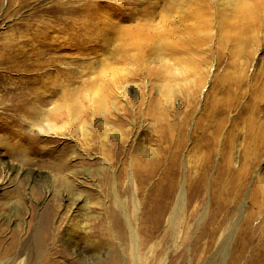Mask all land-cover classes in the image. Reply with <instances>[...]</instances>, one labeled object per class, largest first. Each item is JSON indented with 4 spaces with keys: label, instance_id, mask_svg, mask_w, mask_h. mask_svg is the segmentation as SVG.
<instances>
[{
    "label": "rangeland",
    "instance_id": "rangeland-1",
    "mask_svg": "<svg viewBox=\"0 0 264 264\" xmlns=\"http://www.w3.org/2000/svg\"><path fill=\"white\" fill-rule=\"evenodd\" d=\"M10 1L0 0V54L1 51L17 54L28 48L32 52L33 38L39 29L40 32L50 31L55 42L41 57L54 61L38 71L28 72L25 68L21 72L0 70V77L22 79L23 87L30 85L42 90L38 96L45 93L44 99L52 102L51 109L54 103H62L59 83L64 80L63 99L69 98V105L73 106L77 118L57 121L61 127L58 130L45 127L43 131L32 127L33 123L26 114L13 109L14 112L8 111L4 105L12 103V85L7 83V86L0 87V162L19 166L25 158L24 170H32L25 177V173L14 172L0 184V264H124L131 255L132 241L123 216L117 218L118 214L110 203L115 188H119L134 226L139 207L142 210L146 207V222L143 223L145 251L151 259L146 260V264H264V117L263 114H259L261 118L257 115L260 118H257V125L255 123L257 128L254 133L252 129L249 133L248 115H242L244 106L263 88L264 17L259 29L257 23L256 29L246 34L252 40L236 58L232 59L229 51L217 55L216 38L203 48V58L210 55L205 51L211 48L215 55L209 60L213 76L201 92L200 87H195L196 77L193 82L186 83L179 72L176 73L180 78L178 84L156 80L146 87V74H139L140 69L132 64L115 63L113 52L116 45H109L101 38L92 43L87 37L86 24L81 30L83 36H79L75 28L58 32L56 28L63 26V20L55 16L58 13L45 8L67 0H16L14 4ZM245 1L255 9L254 12L262 11L263 15L264 0ZM220 4L217 13L214 7L212 17L216 34L217 14L232 9L229 0H220ZM117 5L120 4L116 0L103 3L104 7L116 8ZM45 24L50 27H44ZM103 63L108 69L116 66L125 73L127 71L129 83L138 88L136 92L130 89L128 97L126 95L117 104L116 99L110 97L109 105L114 103L115 107L108 106L109 113L103 115L105 117L98 113V109L101 96L112 91L113 72L106 68L100 70ZM29 78L37 79L36 83ZM166 84L175 87L169 101L164 92ZM192 94L197 110L187 119L186 129L182 131L181 124L187 110L192 112ZM128 99L131 104H127ZM212 103L223 112L216 113L215 108L210 126L206 120L209 111L205 112V107ZM77 109H80L78 116ZM141 110L143 113L139 114ZM197 117L201 128L196 131L193 128ZM103 119L107 120L108 128H105ZM220 119L224 120L221 129L218 128ZM207 126L210 127L202 128ZM83 127L85 131H82ZM115 130L122 132L123 138L111 136ZM232 130L234 134L230 135ZM133 131L139 133L136 143L132 142ZM217 133L216 149L207 165L208 142ZM221 149L224 156L231 159L229 172L226 166H219ZM256 154L262 156L257 165ZM237 155L240 160L243 155L247 156L244 161L249 166L239 209H236V216H239L243 208L245 219L229 245L224 246L222 242L226 233L217 235L216 230L221 215L232 206L230 200L233 196L227 193L228 190H222L213 200L212 188L215 180L216 183L225 180L228 184L223 187L229 189L227 179L231 180L235 169L239 168L235 164ZM173 156L177 159L179 175L175 167L169 170ZM105 158L113 167L105 163ZM56 163L75 170L76 177L71 182L74 187L68 183L67 188L70 197L80 200L78 204L72 201L69 204V195L62 197L68 171L56 173L53 171ZM156 168L155 177L144 186L135 182L142 174ZM53 172L56 173L55 182L45 176ZM133 176L134 184L130 180ZM200 179L203 184L199 211H193L189 220L185 215L175 227L171 211L177 197L183 192L185 196L196 194L198 187L195 184L198 185ZM50 186L55 191L47 195L46 189ZM218 201L220 208L215 203ZM166 206H169L168 210ZM205 208L210 212V220L203 225L204 228L184 227L187 221L191 225L199 223L200 212ZM160 211L164 212L162 223L161 220L158 222ZM213 214L217 215L214 223L211 222ZM139 221L141 223L142 219Z\"/></svg>",
    "mask_w": 264,
    "mask_h": 264
},
{
    "label": "bare ground",
    "instance_id": "bare-ground-1",
    "mask_svg": "<svg viewBox=\"0 0 264 264\" xmlns=\"http://www.w3.org/2000/svg\"><path fill=\"white\" fill-rule=\"evenodd\" d=\"M15 1L16 0H11L10 4H14ZM112 1L115 0H79L78 2L74 0H67V2L59 1L57 4L54 3V5L45 9L53 11L54 13H58L59 15L55 16H59L60 19L63 20V26L56 28L58 32H64L63 30L65 28H75L77 34L79 36H83L81 30L82 27L86 24L88 28L86 29V33H88L87 37L92 43L96 41V39L101 38L109 45H116L113 52L115 63L124 65L132 64V66H137V68L140 69L139 74H146V87H150L152 81L156 80L163 82L167 81V84H170L171 82H177L180 78L176 76V73L179 72L185 77L184 81H186V83L193 82L196 77L197 81H195V83L197 84L195 85V87H200L201 92H203L205 86L211 80V76H213V67L210 66L209 60L215 55L214 49L211 48V50L205 51L206 54L210 55H206L205 58H203L201 56L203 48L207 46L209 42H213L216 38L217 55L218 53L222 55L229 51L227 53L230 57H232V59H234L242 54L248 41L252 40V38H247L246 34L248 32H253L256 29L255 25L257 23L258 29L263 25L264 11L263 15H261L262 11H260L259 13L254 12L255 9H252V7L249 6V4H247L245 0H229L232 7V9L229 10L230 12H228L227 10V12L217 14V24L215 25L217 34L214 33L212 17H214V7L216 13L217 9L221 8L220 0H116V2L120 4L117 5L116 8L103 6L104 2ZM22 3L19 4V6H21ZM218 16L220 17V19L218 18ZM66 18L68 19L66 20ZM44 27L49 28L50 25L45 24ZM38 38L41 41L38 40ZM33 40L34 48L32 52L28 50L29 48L24 49L17 54H11V52L9 51H1L0 70H13L21 72L23 70L22 68H25L26 70H28V72H30L35 70L38 71L44 65H50L54 60L50 58H45V60H43V58L41 57V55L44 56L45 53L47 54L49 45L51 43H55H53V36L50 31L40 32V30L37 29V36L34 37ZM37 40L38 46L35 44ZM39 45L43 46V48ZM100 68V70H104L106 68L108 71L113 72L111 77L113 81L111 83L112 88L110 87L112 91H109L107 95L103 94L101 96V102L98 109V113H100L102 117H105L106 114L109 113L107 112L108 106H114V103H112L113 101L111 102L112 105H109L110 97L115 98L117 104L120 102V99H124L126 95L128 97V91H130V89L133 88V92H136L138 88L132 87V85L129 83L128 72L126 71L125 73V70L122 71L120 67L110 66V69H108L107 64L103 63ZM182 69H184L185 72H183ZM192 70L193 75H191ZM204 70H206L207 73H204ZM29 79L36 83L37 79ZM199 80L200 82L198 83ZM7 83H10L12 85L13 97L11 100V104L4 103V105L8 107V111L16 110L20 114H26L33 123L32 127H38L43 131L45 130V127L49 130H58L61 127H58L57 121L69 117H71L72 119L77 118L74 117L76 116V113L74 114V111H72L73 106L69 105V98L65 97L63 99V94L65 93L64 86H66L64 80H61L59 83V85L61 86L62 94L59 96V99L62 101V103H54L52 109L49 108V106L52 105V102L49 100L47 101L46 98L44 99V97L47 96L45 93L38 96L39 91L42 92V90H38L35 87H30V85L28 87H23L22 79L14 80L1 76L0 87L7 86ZM167 84L165 85L164 92L167 96V101H169L173 92L172 89H174L175 87L171 88ZM182 89L183 88L181 87V90ZM181 90H179V92ZM212 92L210 93V95L212 94ZM192 97L193 98H191L190 100L192 112L187 110V115L186 117H184L185 120L183 121V124H181L182 131H185L186 129L187 119L192 115L194 116L197 110V105L194 101L195 95L192 94ZM126 101L127 104H131V101L129 99ZM263 101L264 83L261 92L254 94L250 102L246 104L242 110V115H248L247 118H249V133L251 129L254 133L257 128V115L263 114L262 116L264 117V113L262 112V110L264 109V103H262ZM93 104H95V102H93ZM213 104L214 103L210 105L206 104L205 107V112L209 111V113L206 114V120H208L209 125L211 124L210 117H213L215 114V108L216 113L223 112L221 109L217 108L218 105L213 106ZM124 110H126L125 107ZM251 110L252 112L251 114H249L248 111ZM224 111H226L225 108ZM76 112L78 116L80 109H77ZM141 112L143 113V111L141 110L139 114H141ZM260 115L259 117L261 118ZM155 119L157 121L159 120L158 118H156V116ZM106 121L105 119H103L105 128H108V123ZM195 124L196 126H194L193 129L197 131L201 128L200 119L198 117L195 121ZM223 124L224 120L220 119V121L218 122V128L221 129ZM210 126L202 128L207 129ZM84 129L85 128L83 127L82 131ZM232 131L233 132L230 135L234 134V130ZM109 132L111 133V131ZM138 134V132H132L133 143H136L138 141ZM111 136L123 138V133L115 130V132H112ZM218 136L219 133H217L216 135L214 134L213 139L209 140L208 142V149L205 152V162L207 165L212 159L213 153L215 152ZM105 137V139H107V136ZM221 151L222 161L220 162L219 166H226V170L227 172H229L232 168L231 159L228 156H224V152L222 149ZM246 157L247 156L243 155V158H241L240 160L237 155V161L235 164L239 168L235 169L234 173L232 174L231 180L227 179L230 185L229 189L227 187H223L224 185L228 184L225 180H220L217 183L215 180V185H213L212 188L213 190L211 189L212 192H214L213 200L217 197L216 193L218 191L222 192V190H228L227 193L230 192L233 196L230 200L232 206L225 209V211L221 215L216 230L217 235L226 233V237L222 242L224 246L229 245L233 236L236 235V233L239 231L241 222L245 219L243 208H241L239 216H236V209H239V198L241 196L243 184H245V179L248 173L247 167L249 166H247L244 161ZM261 157V155L256 154V165L259 163ZM26 162L27 160L25 158H23L22 160L23 164L19 163V166H17L18 164L4 165L0 162V165L2 166V171L0 173V184L14 172H16V174L25 173L24 177L26 175L29 176L32 170H24V164ZM170 162L172 168L169 170L171 171L173 167H175L177 170V174L179 175V167L177 166L176 157L173 156ZM105 163H107L110 167H113L111 163L108 162L107 158H105ZM158 168H156L154 171H150L147 174H142L139 179L135 180L133 176L130 180L133 184L135 180V182L137 181L138 185L144 186L149 179L151 180L155 177ZM54 170L56 173L60 172L62 174L65 171H68L67 174H65L68 175V177L65 180L66 185L63 190L64 192L62 193V197H66L65 194L69 195V191L67 188L69 187L68 183H71L75 180V170H71L69 167H66V164L57 163L53 166V171ZM55 172H53V174L51 173L45 176L51 178L52 181L55 182ZM206 172L207 171L204 170V175H206ZM257 173H259V171ZM164 174L166 175V173ZM202 179H200L201 181L198 183V185L195 184V187H198V191L196 194H189L190 196H185V192H183L177 197V202L175 203L171 211V220L175 227L185 215L188 218L187 220H189L194 215V212L199 211V199L202 195ZM71 184L74 187L73 183ZM174 187L176 188V184H174ZM54 191L55 188L50 186V188L46 189V194L49 195ZM168 191L171 195H173L170 190ZM75 194L76 193H74V195ZM221 198L223 200V197ZM67 200L69 201V204L71 201L77 204L80 201L78 200V198L70 197V195L69 197H67ZM160 201L161 199L159 200V202ZM110 203L112 205V208L118 214L117 218L123 216L125 226L128 228L132 241L131 255L125 259L124 264H146V260L151 261L149 253L145 251L146 236H144V234L146 232V229H143V223L146 222V207L144 210L140 209L139 207V214H137L138 218L134 226L132 223V217L129 211L126 209V205L120 195L119 188H115L113 190V195ZM215 203H217L220 208V202L218 201ZM168 209L169 206H166V210ZM190 210H192V212H190ZM141 219L142 221L140 223L139 220ZM163 219L164 212L160 211L158 222L161 220L160 223H162ZM209 220L210 212L208 211V208H205L202 212H200V219L198 221L199 223H193V225H191L190 221H187L184 227H186L187 229L191 227H194L196 229L204 228L203 225L207 224ZM216 221L217 215L213 214L211 222L214 223ZM70 227L71 225L68 227V229Z\"/></svg>",
    "mask_w": 264,
    "mask_h": 264
}]
</instances>
